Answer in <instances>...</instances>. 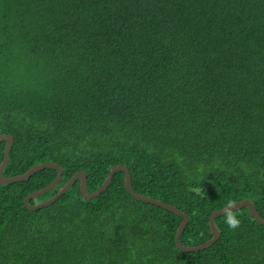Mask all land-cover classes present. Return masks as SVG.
Listing matches in <instances>:
<instances>
[{"label":"trees","instance_id":"16d2710c","mask_svg":"<svg viewBox=\"0 0 264 264\" xmlns=\"http://www.w3.org/2000/svg\"><path fill=\"white\" fill-rule=\"evenodd\" d=\"M1 135L5 177L64 170L32 206L81 172L95 193L123 166L137 194L188 216L185 247L210 241L226 206L264 218V0H0ZM58 174L0 185V264H264L247 207L185 252L183 219L135 199L124 171L91 200L77 181L26 208Z\"/></svg>","mask_w":264,"mask_h":264},{"label":"water","instance_id":"95a60500","mask_svg":"<svg viewBox=\"0 0 264 264\" xmlns=\"http://www.w3.org/2000/svg\"><path fill=\"white\" fill-rule=\"evenodd\" d=\"M2 142H6V148H5L4 160L0 165V185L6 186V185L16 183V182L28 181L34 174H36L39 171L46 170V169H56L59 171L57 179L51 185H49L45 189H42L41 191H38V192H35V193L29 195L26 198L24 205L29 210L36 211V210H39L41 208L48 207V206L52 205L57 200H59L63 195H65L76 184L77 181H81V193H82L84 198H86L88 200L96 198L97 196H100L103 192H105L108 189V187L110 186V184L112 182L113 176L116 172L124 171L125 175H126L125 187H126L127 191L135 199L143 201V202H147V203H150V204H153L156 206H159L161 208H164V209L176 214L177 216H179L183 219L182 224H181V226L178 230L177 236H176V244L180 250L185 251V252L203 251V250H206V249L212 247L220 239V231L217 228L215 221L218 217L224 216V214H225L224 209L213 213L210 217V228H211V231L213 234V238L210 241H208L204 245H200L197 247H185L181 243V237H182V234L184 233V231L188 225V222H189L188 216H186V214H184L181 210L177 209L176 207H174L172 205L165 204V203H162L160 201H157V200H154V199H151V198L137 194L133 190L132 176H131L130 170L128 169V167H123V166L113 168L108 179L104 183V185L95 193H92V194L88 193L87 174L84 172H81V173H78L77 175H75L72 178V180L66 186H64L59 191V193L57 195H55L53 198H51L50 200H48L44 203H40V204L32 206V205H30V201L32 199H35V198L42 196V195H45L46 193L52 191L53 189H55L56 187H58L60 185V183L62 182V179H63L64 170L61 166H59L57 164L47 163V164H40V165L33 167L26 174H24L22 176L10 177V178L5 177L4 171L10 162V153H11L12 145L14 143V138L10 135H1L0 136V144ZM229 207H231L230 210L233 212L237 211L239 209H242L244 207H247L249 209L251 216L254 219H256L258 222H260L262 225H264V218H262L261 215L258 213V211H257V209H256V207L252 201L245 200L241 203L234 204V205L229 206Z\"/></svg>","mask_w":264,"mask_h":264},{"label":"clouds","instance_id":"9594fccd","mask_svg":"<svg viewBox=\"0 0 264 264\" xmlns=\"http://www.w3.org/2000/svg\"><path fill=\"white\" fill-rule=\"evenodd\" d=\"M231 202H229L230 204ZM231 207L229 206H226L224 208V212H225V220H224V223L226 224V226L229 228V229H237L239 228L240 226V220L235 216L233 215V211L230 210Z\"/></svg>","mask_w":264,"mask_h":264}]
</instances>
